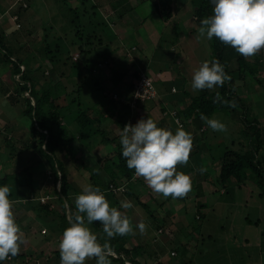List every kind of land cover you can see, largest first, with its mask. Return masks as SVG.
<instances>
[{"label": "rangeland", "instance_id": "obj_1", "mask_svg": "<svg viewBox=\"0 0 264 264\" xmlns=\"http://www.w3.org/2000/svg\"><path fill=\"white\" fill-rule=\"evenodd\" d=\"M56 1L57 0H30L29 9L22 12L19 16L20 26L18 28L7 16L2 17L4 11L9 7L11 0H0V30L3 31L6 40L17 47L25 46V49L36 54L38 52L42 53V36L47 35L50 49H53L54 44L58 43L62 49H73L71 43L73 42L72 39H75L72 37V34L74 35L75 33L74 27L71 29V32L69 31L64 34L58 28L62 23L59 21L53 23L52 17H54V12H57V8H63L64 6L62 5V0H60V2H58L59 0ZM104 1L106 0H101L100 2ZM146 1L147 0H140L137 2L134 6L136 10H133V12L130 11L133 9V5L124 3L122 5V2H120V5L123 6L126 20L130 21L132 16L137 19L149 17L146 23L143 24L144 26L137 24V22L135 23V21L129 23L127 33L130 34V38L127 37L128 35L125 32V28L120 27V21H115L114 24L117 25L114 27L110 19H103L108 21L112 29L116 28L115 31L119 40L121 38L127 40L125 48L112 53L113 59L119 62L122 57H128L129 59L123 62L125 65L124 67L128 70H130L129 68H131V70L133 68L140 70V74L142 75L146 74L152 80L158 92L155 101L132 107V112L129 115V124L133 125V123H136L141 118H151L157 123L158 127L167 128L166 126L168 125L176 130L178 127L173 124V120L168 117L172 111L169 112L167 116H164V114H162L163 116L158 115L157 112L160 110V104L167 106V109L170 110L171 107L180 108L185 102L192 103L194 99L200 97L202 90L196 91L191 87L192 74L193 71L200 66L202 61H211L213 57V48L211 47L209 51L205 52L207 47L211 46V40H209L208 43V40L202 37L200 32L197 31L192 39L200 43L198 49L186 53L182 51L181 47L176 45V42L174 43L171 38L173 37L172 28L177 31V28L173 25L174 20L164 23L158 15L153 13L152 3H147ZM155 1L158 2V0ZM175 1H172V5L174 6H176ZM184 1L185 0H179V5H184ZM70 3H72L73 7H77L78 5L75 0L72 2L70 1ZM89 6L90 2L85 6L87 7L88 14L83 16L82 21H84V23L89 20L93 21L90 16L93 10L89 8ZM79 9L83 12V7ZM128 13L131 14V17ZM153 16L154 22L152 19ZM79 18L80 20L82 19L80 16ZM190 24L191 26L194 25L192 20ZM132 25L133 27L131 29ZM76 26L78 27V24H76ZM140 27H142V31L145 32L144 35L138 36L140 44L142 42L140 45L142 48L137 47V50H131L128 43L130 42V45H132L136 42V40L132 39L131 33L138 30ZM112 33L110 34L111 41L114 43L119 42V40L112 36L115 35ZM160 37L161 41L157 44ZM204 41L207 42V46L203 44ZM73 43L78 45L76 40ZM97 50L99 51L98 48ZM72 54L73 57L78 59L79 51L74 50ZM226 54V52L223 53L224 57ZM263 60V50L261 48L255 55L246 60L245 66L243 67L245 71L243 77L237 74L233 75L232 73V76H234L233 79L235 78V80L231 87H235L234 89L237 96L241 99L243 108L240 107L234 113L215 112L209 117V119L214 118L223 122L226 125L225 131H213L203 121L207 128V132L202 137V140L198 142L199 151L192 153L188 162L183 164H190L196 166V168L200 167L209 171L208 173H203L202 176L199 177L202 181L194 180L192 172L189 173L191 181H194V183L191 184L204 185L205 183H210L209 180H211L213 183L210 184L215 187L212 194H210V191H207L204 195V198H206L205 201L207 202V209L204 208L201 210L203 213L201 221L195 218V207L193 203L195 200L191 199V202L189 199L185 198L187 196L185 195L183 198H178V203L174 202L171 196L164 197L153 191L143 177L136 176V178H138L136 189L143 192L142 199L149 205L148 212L152 213L155 209V212L152 214L157 220H160L157 221L158 224H160V222L164 224L165 229V232L163 230V233H158L156 231V224H153L148 216L145 217L143 214V217L140 216L141 213L139 214V209L136 206L138 204L134 203L131 198L124 199L125 201H131L133 207L129 208V210L122 208L123 210H121V212L129 216L134 225L133 232L125 237L129 240L128 242H130V244H140L143 247L144 254L141 257H137V259L140 260V264L145 263L147 259V264H160V259L163 264H264V123H259L264 122ZM43 63L44 66H42L41 70L44 71L45 76H47V67H49V64L46 60ZM104 70H102L103 72L100 77L97 75L96 81H98L102 87L112 88V100L117 102V98L119 97L118 92L122 91L126 95L130 83L134 85L136 81L130 74H127L121 80L118 87L115 88L112 86L113 84L111 82L112 73L108 72L109 70L107 69L106 71ZM11 80L18 81V77H11ZM80 80L81 78L74 80L75 84L81 85ZM94 80L95 78H87V86L79 92L77 99L80 101L82 108L92 107L91 109L96 113L95 109L99 107H95L96 103L102 96L101 93L97 91L99 87L95 88L93 85ZM9 81L10 76L6 68H0V172L3 173L4 171L2 165L7 166L6 172L14 170L16 171L15 173L18 172L20 167L31 166L30 174L32 173V178L34 179L33 186H40L42 190L46 187L51 189L53 183L50 170L48 169L45 159L37 153V150L34 149L33 153L29 150L25 152L23 156L19 157V147L21 145L24 148L28 147L26 144L29 143L30 120L22 114L23 107L21 102L12 103L11 98L8 97V95L12 96L10 94L11 92L4 94V87L8 86ZM171 87H174L177 93H172ZM77 104L78 101L76 100L73 105L75 109H72L74 114L77 110ZM110 111L114 113L113 111L115 110L112 108ZM116 111L120 113L123 110L117 107ZM112 113L106 111L104 117L106 120H103L100 125L102 129H106L109 132L114 129L118 130L119 128L117 119ZM66 114L68 113L66 112ZM161 117H166V119L163 120L164 123H162L163 118ZM242 117H245L249 122L251 119H256L258 122L257 134L254 132L256 129L247 130V127H245L242 121ZM185 125V131L189 127L194 128L195 126L194 123L190 122ZM254 135H258L257 139L261 145V150L256 157V160L260 163L258 173L261 177L259 178L256 173H253V169L252 171L250 169H244L241 177L244 178V176H246V180L242 181L245 186L232 189L233 187L230 188L229 185H226V190H221L222 185H220L218 181V173L216 169L210 170L209 166L214 164V167L217 162L223 161L224 155L228 154V152H233L239 157L253 154V148L256 145V137ZM8 139L10 143L16 142V149L12 151L11 157L7 156L9 148H7L5 142H7ZM250 140H253V142ZM86 141L88 144L90 143L88 149H93L96 144L94 139H88ZM201 141L208 142H206L205 145L206 150H204V147L200 144ZM104 150L102 151L103 154L100 151H94L89 155L88 152L84 151L79 156H81L86 163H91L96 160V157L101 158L102 156L103 158L105 154L111 153L113 149L107 146ZM22 158L23 161L21 162ZM242 159L244 161L246 160L245 158ZM248 159L249 156L247 157L246 163H248ZM37 162L42 164L39 165ZM67 166L68 180L79 191L82 192L85 186L89 184L92 185L88 173L85 172L84 168L79 163L75 165L67 163ZM177 170L184 172L183 169L179 167ZM99 172L102 176L104 175L102 170ZM185 173L187 174V172ZM16 177L20 179L23 175L16 174ZM207 188H209V186H207ZM191 191L194 195L195 191L192 189ZM51 198L52 199L48 200L42 198V200L44 203H50L54 211L61 212L62 208L57 202L56 197ZM198 200L201 201V199ZM153 201H156V203ZM16 204L17 203H12V211L15 220L16 218L19 219L17 223H19L20 229L24 231L26 228L24 232L28 234H23L24 242L20 245L19 253L26 256L31 254V258H22L27 262L25 260L21 261L22 259L20 257L23 256H19L21 255L19 254L13 257L12 262L8 263L7 260H5L3 264H34V262L37 264H60V260L56 259L54 256L55 251H60L57 242L58 235L53 236L57 241L52 240L48 242L47 238L50 235L49 226L43 225L40 220L34 219L31 212V214L24 212L25 210L15 206ZM159 205H161V207ZM176 209L181 212L179 213ZM168 211H172L169 216L167 214ZM177 213H179V215ZM175 214L177 215L175 216ZM172 216L173 218L168 220V217ZM68 217L69 219L71 218L70 212ZM141 220L147 225L144 233H141L135 227ZM162 220H166V222H162ZM203 222H206L210 227V236L212 237L210 240H207L208 236L203 234L202 231H198L199 226L201 227V223ZM220 227L226 229V236L223 231H219ZM43 229L46 230L45 234L41 232ZM219 233L221 234L219 235ZM171 251H174L176 256L170 257L169 254ZM156 255L157 257L160 256L158 261H156ZM114 258L117 259L118 255ZM122 259L124 258L122 257ZM88 261L92 262L91 259H86L85 264H96L88 263ZM111 264L119 263L114 261L111 262Z\"/></svg>", "mask_w": 264, "mask_h": 264}, {"label": "trees", "instance_id": "obj_2", "mask_svg": "<svg viewBox=\"0 0 264 264\" xmlns=\"http://www.w3.org/2000/svg\"><path fill=\"white\" fill-rule=\"evenodd\" d=\"M70 1L72 2L74 0H62L64 9L62 7L57 8V12H54V17H52V19L53 23L58 21L62 23L58 28L64 34L69 31L71 32V29L74 27L73 29L75 30V33L74 35L72 34V37L75 39H72V41L74 42L76 40L78 45L72 42L71 45L73 46V49H62L59 43L54 44L53 49H50L48 37L47 35H44L42 36L41 43L42 53L38 52L33 54L25 49V46L17 47L12 45L6 40L3 31L0 30V68H6L7 73H9L10 76L8 86L4 87L3 92L4 94L11 92L10 94L12 96L8 95V97L11 98L12 103L21 102L23 107L22 114L30 120L29 143L26 144L28 147L24 148L22 145L19 147V157L23 156V154L29 150L33 153V150L36 149L37 153L46 161L48 169L50 170L53 187L51 189L46 187L42 190L40 186H33L34 179L32 178V173L30 174L31 166L20 167L18 172L15 173L16 171L14 170L6 172L7 166L5 165H2V169L4 170L3 173L0 172V185H7L10 188L9 198L12 203H17L15 206L25 210L24 212H31L34 219L40 220L45 226H49L50 235L47 238L48 242L58 240L57 242L59 245L63 231L69 226L67 211L70 212L71 217L75 214V196L81 193V191H79L68 180L67 163L73 165L79 163L84 168L85 172L88 173L92 185L98 186L101 189L111 206H115L121 211L123 210L120 207L121 201L131 198L134 203L138 204L136 206L139 209V214L141 213L140 216H148L153 224H156V231L158 233H163V230L165 232L164 224H161V222L160 224L157 223V221L160 220H157L152 214L155 212V209L152 213L148 212L149 205L142 199L143 192L136 189L138 178H136V175L134 174V169H129L126 166L125 158L121 156L119 136L121 128L125 124H129V115L132 112V107L155 101L158 92L156 90L157 96L152 100L146 102L133 101L135 84L132 85V83H130L126 95L120 91L118 92L119 97L117 98V102L112 100L113 89L102 87L100 83L96 81L97 75L100 77L104 68V71H106V69L109 70L108 72L112 73V86L116 88L127 74H130L131 77L137 81L141 75L140 70L134 68L132 70L129 68L130 70H128L124 67L125 65L123 62L128 60V57H122L119 62L113 59L112 53L117 52L119 49L125 48L126 46L125 44L120 45V42L114 43L111 41L110 34L112 32L115 34L112 36L119 40L115 31L116 28L112 29L105 21H103V17L100 16L96 5L94 6L91 0H75L78 3L77 7H73ZM139 1L140 0H112L109 3H114L113 9L116 18H118L119 21L124 18L125 21L126 15L123 10V3L133 5V9L130 10L133 12V10H136V7L134 6ZM58 2H60V0ZM89 2V8L93 10L90 15L93 21L89 20L84 23V21H82L83 16L88 14L87 7L85 6ZM120 2H122V5H120ZM146 2L152 3V10L157 13L164 23L172 18V7L168 3V0H158V2L155 0H147ZM193 2L192 21L194 25L191 26L190 24L188 30L197 32L201 26L200 21L212 14L214 4L213 0H193ZM22 3L27 5L26 10L22 9ZM22 3L17 4L15 3V0L14 2L11 0L9 7L4 11L2 17L7 16L11 20V17L16 15L18 17L16 23L19 24V16L22 12L29 9L30 0H24ZM80 7H83V12L80 11ZM79 16L82 18L81 20ZM128 21L129 20H126L125 22ZM12 23L16 24L14 21H12ZM76 24H78V27ZM125 24V31L128 32L129 24ZM132 27L133 25L131 26V29ZM140 28L137 30H141L138 35L135 32L131 33L132 39L136 40V42L132 45L129 44L130 48H140L138 42L140 40H138V36L144 35L145 33L142 31V28ZM176 34L175 29L172 28L173 37L171 38L173 39V42H176V45H178ZM160 41L161 37L158 39L157 44H159ZM210 42L211 47L213 48V57L211 60H218L224 66L225 72L231 77V79L225 82L220 88L202 90L200 97L194 99L192 103L185 102L179 110L174 111L175 116L181 121L183 128L186 126L185 124L190 122V120L197 123L203 122L200 118L201 114L209 118L215 112L234 113L240 107L243 108L241 99L237 96L234 87H231L235 80V78L233 79L234 76H232V73L233 75L237 74L243 77L245 73L243 67L248 59L244 56H239L232 47L221 43L215 37H213ZM74 50L79 51V58L76 60H73L72 51ZM262 50L264 58V48H262ZM225 52L227 54L224 57L223 53ZM45 60L49 64V67H47V76H45L44 71L41 70L42 66H44L43 62ZM145 76L151 81L155 88L152 80L146 74ZM11 77H18V81L11 80ZM88 77L95 78L93 85L95 88L99 87L97 91H99L98 93H101L102 96L98 102L96 101L97 103L95 107L99 106L98 109H95L96 113L91 109L92 107L82 108L80 101L77 99L79 92L87 86L86 81ZM77 78H81V85L75 84L74 80ZM171 90H175V93H177V90L174 87H171ZM217 93H219L220 100H215ZM76 100L78 101V104L76 106L77 110L74 114L72 109H75V106L73 105ZM117 107H119V109L121 108L123 111L119 113V111H116ZM112 108L115 110L113 111L114 113L110 111ZM106 111L112 113L117 119L119 125L118 130L114 129L109 132L100 127L103 120H106L104 119ZM66 112L68 114H66ZM165 112V108L160 104V110L157 112L158 115L164 114V116H167ZM168 117L173 120L171 115ZM161 118H163L162 123H164L163 120H165L166 117ZM245 120L246 118L244 117L242 121L245 127H247V130L250 131L256 129L254 132L257 134L258 124H248ZM134 124L135 123H133V125ZM166 127V129H170L175 133L176 130L174 128H171L168 125ZM204 131L205 130L202 129L200 132ZM257 136H255L256 145L253 148L254 155H242L239 157L233 152H228V154L224 155V160L217 171L218 181L220 185H222L221 190H226V185H229L230 188L233 187L232 189L245 186L242 181L246 180V176H244V178L241 177L244 169H250L251 171L253 169V173H256L259 178L261 177L258 173L260 163L256 160L257 154L261 150V145ZM88 139H94L96 144L93 149H88V146H90V143L88 144L86 141ZM250 141L253 142V140ZM5 143L7 148H9L7 156L11 157L12 151L16 149V142L10 143L8 139ZM107 146L112 147V152L107 155L105 154L103 158L102 156L101 158L96 157L94 162L86 163V161L79 156L84 151L88 152V155L94 151H100L102 153ZM248 156L249 164L246 163ZM242 158H245L246 160L244 161ZM22 161L23 158L21 159V162ZM37 164H39V162H37ZM41 164L42 163L39 165ZM100 170L103 171V176L99 172ZM189 170L190 169L188 168L183 169L184 172H188ZM16 174L23 175V177L18 179ZM209 182L213 183L211 180H209ZM210 183H207V185L209 184V188L206 187V189L212 194L215 187ZM58 184L60 185L59 189H57ZM197 186L198 185L191 184V189H196ZM201 192L202 190L196 193V195L198 194V199H201V201L204 200L205 203L204 205L196 206L195 215L198 214L199 211L201 212L204 208L207 209L206 198L202 196ZM186 195L185 198L190 201L191 199L195 200L196 196L191 194V190ZM51 197H56L57 202L62 208L61 212L54 211L53 206L50 203H44L41 201L42 198L48 200L52 199ZM198 199L197 201H199ZM173 201L177 203L179 202L178 198L173 199ZM65 202H67L68 207H65ZM153 202L156 203V201ZM161 205L159 206L161 207ZM176 210L179 211L178 209ZM171 212L172 211H168V216ZM180 212L181 211H179V213ZM179 213L177 214L179 215ZM177 214H175V216ZM171 218H173V216L168 217V220ZM18 221L19 219L16 218V222ZM162 222H166V220H162ZM89 227L92 231L97 233L101 243L107 239L103 233L102 225L99 222H93ZM54 235H58L57 240L53 238ZM125 236H116L109 239L110 245L118 254L117 259L113 257H109V259L111 262L115 261L119 264H140V260L137 259V257H141L144 254L143 247L140 244H130ZM169 255L170 257H174L176 256V253L171 251ZM19 256H23L20 258H30L29 255ZM54 256L56 259L60 260V251H55ZM122 257L124 259H122ZM159 258L160 256L157 257L156 261H158ZM11 259H13V257H10L9 261ZM91 260L92 262L88 261V263H96L95 258H92ZM146 261L142 264H147ZM159 262L160 264H163L161 259ZM34 264L37 263L34 262Z\"/></svg>", "mask_w": 264, "mask_h": 264}, {"label": "clouds", "instance_id": "obj_3", "mask_svg": "<svg viewBox=\"0 0 264 264\" xmlns=\"http://www.w3.org/2000/svg\"><path fill=\"white\" fill-rule=\"evenodd\" d=\"M213 4L212 14L200 21L202 37L207 40L215 37L244 57H251L264 48V0H213ZM230 79L218 60H204L193 71L191 87L196 91L210 90L222 87ZM215 100H220L219 93ZM200 118L213 131L226 130V125L218 119H209L203 114ZM119 136L126 166L134 169L137 177H143L153 191L175 199L183 198L191 190L190 175L176 167L188 162L192 149V135L182 126L173 133L158 127L151 118H141L134 125L125 124ZM9 196L10 188L0 185V264L18 255L24 242ZM74 203L76 212L59 243L60 264H85L86 259L92 258L96 264H111L109 257L118 254L109 239L132 233L130 218L111 206L101 189L91 184L75 196ZM65 207H68L67 202ZM120 207L129 209L133 204L121 201ZM93 222L102 225L107 238L103 243L89 227ZM135 227L144 233L147 225L141 220Z\"/></svg>", "mask_w": 264, "mask_h": 264}, {"label": "crops", "instance_id": "obj_4", "mask_svg": "<svg viewBox=\"0 0 264 264\" xmlns=\"http://www.w3.org/2000/svg\"><path fill=\"white\" fill-rule=\"evenodd\" d=\"M101 0H92V3H93V5L95 6L96 5V7H97V10H98V12H99V14H100V16H102L103 18H105V19H110V21H111V23L112 24H114L115 23V21H119V19L118 18H116V16H115V14H114V7H113V5H114V3H109L110 1H112V0H106V1H104V2H100ZM169 2V4H170V6L172 7V18L170 19V20H174V23H173V25H174V27L175 28H177V31H175L177 34H176V36H177V44L179 45V47H181V50L182 51H185V53L186 52H191V51H193L194 49H198V47H199V45H200V43H197L196 41H194L193 39H192V37H193V35L196 33V31L194 32L193 30H188V26H190V21L191 20H193V17H192V7H193V0H185L184 1V5H179L180 4V2H179V0H168ZM172 1H175V3H176V6H174V5H172ZM116 7V6H115ZM118 7V6H117ZM153 12V11H152ZM106 13V14H105ZM153 13H155V15H157V13L154 11ZM105 14V15H104ZM149 18V17H148ZM148 18H144V19H142V18H139V19H137V18H134L133 16H132V19L130 20V21H128V22H125L124 21V18L123 19H120V22H121V24H120V27H124L125 28V26H126V24L125 23H127V24H129L130 22H132V21H135V23L137 22V24H141V25H143V24H145L146 23V21L148 20ZM152 19H153V22H154V16L152 17ZM169 20V21H170ZM176 20V21H175ZM11 21V20H10ZM104 21H106V23L109 25V23H108V21L107 20H104ZM169 21H167V22H169ZM12 22V21H11ZM115 25H117V24H114V27H115ZM113 26V25H112ZM144 26V25H143ZM110 27V26H109ZM142 28V27H141ZM140 28V29H141ZM193 31V32H192ZM199 31V30H198ZM126 32V31H125ZM137 35L141 32V30H139L138 32H137V30H135L134 31ZM127 33V32H126ZM127 37H129L130 36V34L129 33H127ZM140 36V35H139ZM128 41H130V40H128ZM119 42H120V45L121 44H127V40L126 39H123V38H121L120 40H119ZM139 42V45H141L142 44V42H141V44H140V41H138ZM208 43H209V40H208ZM130 44V42L128 43V45ZM203 44H206V46H207V42L206 41H204L203 42ZM141 47V46H140ZM142 48V47H141ZM211 49V46H208L207 47V50L205 51V52H207V51H209ZM131 50H137V48H134V47H132L131 48ZM238 55L239 56H241L239 53H238ZM79 58V57H78ZM247 59H250V57H246ZM235 88V87H234ZM171 92L172 93H175V90L174 91H172L171 90ZM162 107H164L165 108V113H166V115H169V112H174V111H177L178 109H180V108H174V107H171L170 108V110H168L167 109V106H163L162 105ZM181 107V106H180ZM170 116V115H169ZM244 118V117H243ZM243 118H242V120H243ZM237 120V119H236ZM203 121V120H202ZM246 121V123H251L252 125H254V124H258V122L256 121V119H251V121L249 122V121H247V119L245 120ZM190 122H192V123H194L195 124V126H194V128L193 127H189L186 131L187 132H190L191 133V135H192V149H191V154L192 153H194V152H197V151H199V144H198V142H199V140H202V137L204 136V134L207 132V128H206V126L204 125V123L203 122H193V120H190ZM259 123H264V122H259ZM240 124V123H239ZM203 129V130H205L204 132H200L201 130ZM206 142L207 141H204V142H200V144H202V146L204 147V150H206ZM208 143V142H207ZM191 156V155H190ZM189 156V157H190ZM222 164V160L221 161H219V162H217L216 164H215V166L213 167V165L212 166H209L210 167V170H212V169H216V171H218V169H219V167H220V165ZM177 168L179 167V168H181V169H186V168H188V169H190L188 172H187V174H189V173H191L192 172V176L194 177V180H199V181H202L201 179H199V177H201L202 176V174L203 173H208L209 171H206L204 168H200V167H198V168H196V166H193V165H181V164H178L177 166H176ZM192 169V170H191ZM215 171V172H216ZM185 173V172H184ZM192 182H194V181H191V183ZM206 184L207 183H205L204 185H200V184H196V185H198L197 187H196V189H192V190H194L195 191V202H194V205H195V208H196V206L197 205H204V200H202V201H197V199H198V194L196 195V193H198V192H200V190H202V196L203 197H205L204 195H205V193L208 191L207 189H206V187L207 186H209V185H207L206 186ZM200 189V190H199ZM192 192V191H191ZM190 194V193H189ZM192 194V193H191ZM193 195V194H192ZM202 215H203V213L202 212H200L199 211V213L198 214H196V216H195V218L196 219H198V220H202ZM200 229V230H199ZM22 230V229H21ZM43 230H45V229H43ZM24 231H26V228L24 229ZM23 230H22V233L24 234H26V235H28L26 232H24ZM198 231L199 232H203V234H205L206 236H208V239L207 240H210L212 237L210 236V227L208 226V224L206 223V222H203V223H201V227L199 226V228H198ZM219 231L220 232H224V234H225V236H226V229L224 228V227H220L219 228ZM42 232V231H41ZM221 233H219V235H220ZM201 240H204V239H201ZM202 242H204V241H202ZM18 254H21L22 255V253H18ZM31 255V254H30ZM29 255V257L31 258V256ZM22 259V258H21ZM25 259H22L21 261H24ZM31 260V259H30ZM13 260L11 259L10 261H8L7 260V262L9 263V262H12ZM26 261V260H25ZM27 262V261H26Z\"/></svg>", "mask_w": 264, "mask_h": 264}, {"label": "built area", "instance_id": "obj_5", "mask_svg": "<svg viewBox=\"0 0 264 264\" xmlns=\"http://www.w3.org/2000/svg\"><path fill=\"white\" fill-rule=\"evenodd\" d=\"M24 0H15V3H22ZM14 5V4H13ZM22 9H27V5L22 3ZM11 20L14 21L15 23L18 21V17L12 16ZM16 26L19 27V24L16 23ZM74 60H76V57H73ZM157 96L156 94V89L152 85L151 81L145 76V75H140L139 79L135 83V94L133 97V101H142L146 102L149 100H152ZM171 117L173 118V123L177 126L180 127L182 125L181 121L175 116V112L170 113ZM117 191V190H114ZM41 201H43L41 199ZM42 233H45L43 231Z\"/></svg>", "mask_w": 264, "mask_h": 264}, {"label": "water", "instance_id": "obj_6", "mask_svg": "<svg viewBox=\"0 0 264 264\" xmlns=\"http://www.w3.org/2000/svg\"><path fill=\"white\" fill-rule=\"evenodd\" d=\"M68 216H69V211H67V217H68ZM68 219H69V217H68ZM70 219H71V218H70ZM70 219H69V220H70Z\"/></svg>", "mask_w": 264, "mask_h": 264}]
</instances>
